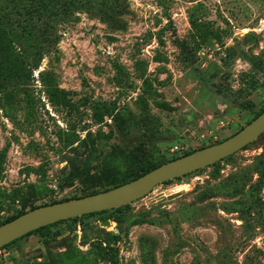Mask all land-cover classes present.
Segmentation results:
<instances>
[{"label":"rangeland","instance_id":"1","mask_svg":"<svg viewBox=\"0 0 264 264\" xmlns=\"http://www.w3.org/2000/svg\"><path fill=\"white\" fill-rule=\"evenodd\" d=\"M41 2L0 0V47L27 58L0 75V226L110 189L90 190L101 170L128 180L220 144L264 110V0ZM0 264H264V135Z\"/></svg>","mask_w":264,"mask_h":264},{"label":"water","instance_id":"2","mask_svg":"<svg viewBox=\"0 0 264 264\" xmlns=\"http://www.w3.org/2000/svg\"><path fill=\"white\" fill-rule=\"evenodd\" d=\"M264 135V113L228 140L166 163L141 178L98 195L35 209L0 227V250L31 233L84 216L128 207L157 187L212 167L243 151Z\"/></svg>","mask_w":264,"mask_h":264},{"label":"trees","instance_id":"3","mask_svg":"<svg viewBox=\"0 0 264 264\" xmlns=\"http://www.w3.org/2000/svg\"><path fill=\"white\" fill-rule=\"evenodd\" d=\"M39 1L41 2V1H43V0H39ZM41 3H43V2H41ZM26 27H27V26H25V25L22 26V28H26ZM0 28H1V27H0ZM25 58H26V57H23L22 54H18V53L15 51V49H14V47H13V45H12L11 43H9V44H7V43L3 44V45L0 47V75L3 76L4 79H6V81H8V82H11V81H13V80H15V79L17 80L18 78H20V76L24 73V68L20 66V63H21V61H24ZM26 60H27V58H26ZM37 66H38V65H36V67H37ZM263 113H264V110H262V111L258 114L257 118H258L259 116H261ZM257 118H256V119H257ZM253 121H254V120H253ZM253 121H252V122H253ZM242 130H243V129H242ZM242 130H241V131H242ZM223 142H224V141H223ZM195 152H196V151H195ZM193 153H194V152L189 153V154H186V155H184L183 157L188 156V155H191V154H193ZM98 154H99V148L96 147V145H92L91 150H90V152H89V155L87 156V158H86V160H85V166H86V168L92 170V172H93L94 170L97 171L98 168H99V167H96V166H97L96 164L98 163V160H99V156H98ZM183 157H181V158H183ZM178 159H180V158H178ZM175 160H177V159L171 160L170 162L175 161ZM168 163H169V162H168ZM162 165H164V164H162ZM162 165H159V166H157V167H155V168H153V169L146 170V171H145L144 173H142V174H135V175H133V177H131V178L128 179V180H126V179H122V180H118V181H114V180H112V178H111L112 172H111V171H109V170H101V171L98 172V175H99V179H100V181H96V182L94 183V185L90 188V190H95V188L102 187V186L104 185L105 181H106V182H110L111 185H112V187H111L110 189L105 190V191H101V192H93L92 194H88L87 196H84L83 198L90 197V196H94V195H98V194H101V193H104V192H108V191L113 190V189H116V188H118V187H120V186L126 185V184H128V183H130V182H133V181H135V180L141 178L142 176H144V175L150 173L151 171H153V170L159 168V167L162 166ZM95 175H96V174H95ZM81 199H82V198H81ZM77 200H78V199H77ZM59 203H63V202H59ZM54 204H58V203H54ZM54 204H52V205H54ZM49 206H50V205H49ZM39 208H41V207H39ZM36 209H38V208H36ZM33 210H35V209H31V211H33ZM31 211H29V212H31ZM113 211H114V210H113ZM108 212H110V211H108ZM108 212H103V213H100V214H92V215L84 216V217L81 218V219H74V220L80 221V220H82V219H84V218L93 217V216H95V215H102V214H105V213H108ZM26 213H28V212H21L18 216H16L15 218H13L12 220H10L9 222L14 221L15 219H17V218H19V217L25 215ZM69 221H71V220H69ZM9 222H7V223H9ZM66 222H67V221H66ZM63 223H65V222H61V223L55 224V225H53V226H57V225H60V224H63ZM2 226H3V225H2ZM53 226H49V227H46V228L40 229V230H38V231H36V232H34V233L29 234V235L26 236V237H29V236H31V235H33V234H35V233H39V232H41V231H43V230H45V229H48V228H50V227H53ZM0 227H1V226H0ZM115 239L117 240L118 237H115ZM20 240H22V239H20ZM20 240H18V241H16V242L12 243L11 245H13V244L19 242ZM11 245L6 246V247L3 248L2 250H0V252L3 251V250H5V249H7V248L10 247Z\"/></svg>","mask_w":264,"mask_h":264},{"label":"built area","instance_id":"4","mask_svg":"<svg viewBox=\"0 0 264 264\" xmlns=\"http://www.w3.org/2000/svg\"><path fill=\"white\" fill-rule=\"evenodd\" d=\"M263 31H264V29H263V28H260L259 32L262 33ZM177 149H178V148H177Z\"/></svg>","mask_w":264,"mask_h":264}]
</instances>
